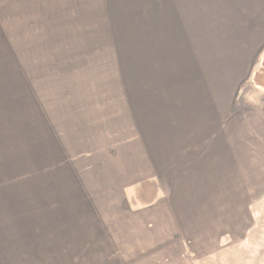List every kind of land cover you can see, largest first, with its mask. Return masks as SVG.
Segmentation results:
<instances>
[{
	"label": "rangeland",
	"instance_id": "rangeland-1",
	"mask_svg": "<svg viewBox=\"0 0 264 264\" xmlns=\"http://www.w3.org/2000/svg\"><path fill=\"white\" fill-rule=\"evenodd\" d=\"M23 11L14 7L10 23L22 28L23 20L12 18ZM41 31L37 44L16 49L15 60L6 55L12 47L0 46V264L158 260L127 253L140 246L128 242L139 232L120 203L121 187L158 176L148 156L154 159L158 124L165 130L171 122L157 112L189 103L195 86L234 80L230 94L240 99L233 116H252L253 105L264 101V50L230 67L218 52L235 53L230 40L237 31ZM152 68L159 71L154 77ZM247 215L264 227V202L247 207Z\"/></svg>",
	"mask_w": 264,
	"mask_h": 264
},
{
	"label": "crops",
	"instance_id": "crops-1",
	"mask_svg": "<svg viewBox=\"0 0 264 264\" xmlns=\"http://www.w3.org/2000/svg\"><path fill=\"white\" fill-rule=\"evenodd\" d=\"M17 6L24 17L14 14L12 21L23 20L22 28L10 23ZM39 29L237 31L230 40L238 46L235 53L219 51L217 58L232 67L233 61H255L264 53V0H0V46L12 47L6 55L15 60L18 47L37 44ZM158 72L152 68L150 76ZM215 72H220L217 66ZM234 83L195 86L189 103L176 102L173 113L157 112L171 122L165 130L158 124L159 133L148 136L157 138L149 154L154 159H148L158 176L121 187L120 203L130 208V226L136 222L139 232L128 242L140 246L127 253L135 259L146 253L160 256L131 262L264 264V227L253 225L255 216L247 215V207L264 202V101L253 105L250 117L240 111L233 116L240 99V93L230 94ZM131 191L137 204L131 203ZM104 227L98 229L105 232ZM149 247L160 248L146 252Z\"/></svg>",
	"mask_w": 264,
	"mask_h": 264
}]
</instances>
